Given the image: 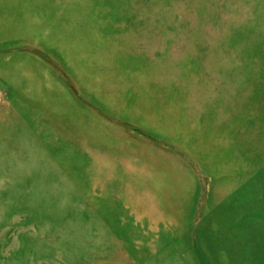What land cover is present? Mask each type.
<instances>
[{"label": "rangeland", "instance_id": "374dc122", "mask_svg": "<svg viewBox=\"0 0 264 264\" xmlns=\"http://www.w3.org/2000/svg\"><path fill=\"white\" fill-rule=\"evenodd\" d=\"M0 264H264V0H0Z\"/></svg>", "mask_w": 264, "mask_h": 264}]
</instances>
